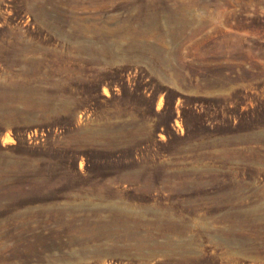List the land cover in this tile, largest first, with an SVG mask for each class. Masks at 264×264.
<instances>
[{"label":"rangeland","instance_id":"obj_1","mask_svg":"<svg viewBox=\"0 0 264 264\" xmlns=\"http://www.w3.org/2000/svg\"><path fill=\"white\" fill-rule=\"evenodd\" d=\"M0 264H264V0H0Z\"/></svg>","mask_w":264,"mask_h":264}]
</instances>
